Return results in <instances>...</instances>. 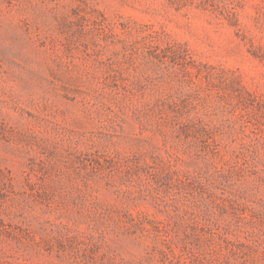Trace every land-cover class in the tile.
<instances>
[{"label":"rangeland","instance_id":"374dc122","mask_svg":"<svg viewBox=\"0 0 264 264\" xmlns=\"http://www.w3.org/2000/svg\"><path fill=\"white\" fill-rule=\"evenodd\" d=\"M0 264H264V0H0Z\"/></svg>","mask_w":264,"mask_h":264}]
</instances>
